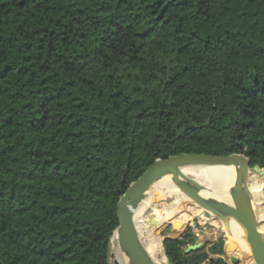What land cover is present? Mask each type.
I'll list each match as a JSON object with an SVG mask.
<instances>
[{
	"label": "trees",
	"instance_id": "16d2710c",
	"mask_svg": "<svg viewBox=\"0 0 264 264\" xmlns=\"http://www.w3.org/2000/svg\"><path fill=\"white\" fill-rule=\"evenodd\" d=\"M182 153L240 156L264 208V0H0V264H110L120 197ZM179 229L170 264H245Z\"/></svg>",
	"mask_w": 264,
	"mask_h": 264
},
{
	"label": "bare ground",
	"instance_id": "6f19581e",
	"mask_svg": "<svg viewBox=\"0 0 264 264\" xmlns=\"http://www.w3.org/2000/svg\"><path fill=\"white\" fill-rule=\"evenodd\" d=\"M239 164L248 177L249 188L257 205V210L261 214V220L263 221L261 229L264 232V208L255 190L254 178L244 165L240 162ZM178 173L200 182L208 189L205 195H210L220 200L215 204L221 206L234 218V221L231 223V228L228 231L225 229L228 239L237 241L238 250L245 264H256L249 242L241 240V237L246 235L245 229H242V226L245 224L244 215L238 211L239 205L235 197L229 194L237 185L234 170L225 164L189 165L179 169ZM146 193L148 196L138 203L134 211L139 239L155 264H170L161 243L154 236H147L149 229L157 232L160 228L178 218L202 217L205 210H209L213 215L216 212L212 208V202L205 195L181 183L163 182L156 184L148 188ZM169 198L173 200L171 203L167 202ZM159 201L163 202V206L160 207V210H156L153 213L158 216L157 223L153 224L149 222L147 217V219L143 218L142 215L148 208L156 207ZM221 224L223 227L225 226L223 219L221 220ZM112 254L114 256L113 261L117 259L123 264L126 257L120 250L117 233L112 238Z\"/></svg>",
	"mask_w": 264,
	"mask_h": 264
},
{
	"label": "water",
	"instance_id": "95a60500",
	"mask_svg": "<svg viewBox=\"0 0 264 264\" xmlns=\"http://www.w3.org/2000/svg\"><path fill=\"white\" fill-rule=\"evenodd\" d=\"M239 160L250 167L240 156L231 154L226 156L206 155L197 153H182L167 159H157L147 171L135 182H133L125 193L120 197L118 203L119 226L115 233L118 235V242L121 252L125 255L123 264H155L145 251L137 231L134 211L138 203L145 197L146 190L153 185L163 182L181 183L192 190L203 195L208 189L195 179L178 173V170L189 165H215L225 164L234 170L237 179L236 187L230 191L238 202V211L244 215V228L246 235L241 240L248 241L256 264H264V232L261 229L263 221L257 210L249 188L248 177L241 168ZM255 171L264 172L259 166L253 167ZM212 202V208L225 221V229L231 228L234 218L229 215L221 206L216 205L220 200L216 197L205 195ZM211 212L205 210L203 215L209 217ZM150 223L156 224L158 216L151 214L148 217ZM237 246V241H233ZM200 248H190L187 252ZM111 257H114L111 254ZM110 264H122L117 259Z\"/></svg>",
	"mask_w": 264,
	"mask_h": 264
},
{
	"label": "rangeland",
	"instance_id": "374dc122",
	"mask_svg": "<svg viewBox=\"0 0 264 264\" xmlns=\"http://www.w3.org/2000/svg\"><path fill=\"white\" fill-rule=\"evenodd\" d=\"M257 191V195H258V198L260 197V194H261V190L259 188H256L255 189ZM148 194H145V197H147ZM144 197V198H145ZM173 200L172 199H167V202L168 203H171ZM163 206V202L162 201H159L156 205V207H151V208H148L146 210V212L143 213V218L147 219L151 214H153L156 210H160ZM145 215V216H144ZM202 215L201 216H192V217H189V218H186V219H181V218H178L172 222H175V221H187V220H191L193 219L192 221H190L188 224L185 225V227L179 229V227L175 226L171 223L163 226L162 228H160L158 231H157V236H158V239L161 243V231L162 230H166L168 233H172V229L173 227L179 229L181 232H184L186 231L187 229L189 228H193L196 235H197V242L195 245H191L187 248L190 249V248H203L207 245H209L210 243H214V242H217L220 238H226L228 237L227 235V232L225 230V226L223 227V225L221 224V216L219 214H210L209 217H206ZM147 217V218H146ZM220 217V218H218ZM223 228V229H222ZM147 236H153L152 235V229H149L148 231V234ZM163 250L166 254V251L163 247ZM111 254H112V246H111ZM167 256V255H166ZM113 258L114 257H111L110 259V262L113 263Z\"/></svg>",
	"mask_w": 264,
	"mask_h": 264
}]
</instances>
